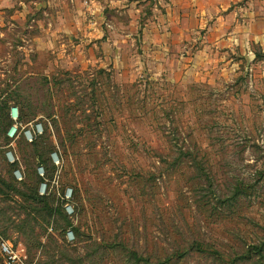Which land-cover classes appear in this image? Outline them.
Wrapping results in <instances>:
<instances>
[{
  "label": "rangeland",
  "instance_id": "rangeland-1",
  "mask_svg": "<svg viewBox=\"0 0 264 264\" xmlns=\"http://www.w3.org/2000/svg\"><path fill=\"white\" fill-rule=\"evenodd\" d=\"M36 1L0 0V238L16 264H264L258 45L249 55L221 45L213 63L145 45L149 28L180 29L189 0L81 5L76 15ZM247 2L200 10L204 25L189 16L188 33L202 37L233 11L241 24ZM10 109L43 129L11 147L20 182L4 158ZM40 166L48 194L35 203Z\"/></svg>",
  "mask_w": 264,
  "mask_h": 264
},
{
  "label": "crops",
  "instance_id": "crops-1",
  "mask_svg": "<svg viewBox=\"0 0 264 264\" xmlns=\"http://www.w3.org/2000/svg\"><path fill=\"white\" fill-rule=\"evenodd\" d=\"M124 0H53L57 5H62L64 9L67 8V14H77L78 9L82 6H87L93 11L94 8L101 4L107 5L120 4ZM193 1V6L190 11L182 13L178 16L180 29H170L162 27L163 29H147L144 33L146 36V44L151 47L152 50H158L159 53H164L168 56L171 52L186 53L189 56H184L185 61L191 63H213L216 59L217 52L222 49L221 45L227 44L228 47L233 46V50L238 44L239 48L243 49V53L252 54L250 45H258L261 52H264V0H248L244 6L240 16L242 18L241 24L235 21L234 16L236 11L230 12V14L215 16V21L205 35L202 37L196 35V33L189 34V21H193L190 17H195V26L204 25L206 18L200 17L201 12L217 13L216 8L227 10L231 3H235L239 0H189ZM16 2V1H14ZM38 2V0L36 1ZM49 3V1H47ZM23 2L20 1L19 4ZM43 3V0L41 1ZM13 0H3L2 5L4 8H11ZM91 5V6H90ZM70 6V7H69ZM217 6V7H216ZM76 9V10H75ZM74 17V16H73ZM200 17V18H198ZM208 19V17H207ZM200 41L196 47V43ZM195 47L194 50H191ZM226 47V45H225ZM236 49V48H235ZM191 53V54H190ZM186 57V58H185ZM189 63V62H188ZM196 65L189 66L194 68Z\"/></svg>",
  "mask_w": 264,
  "mask_h": 264
},
{
  "label": "built area",
  "instance_id": "built-area-1",
  "mask_svg": "<svg viewBox=\"0 0 264 264\" xmlns=\"http://www.w3.org/2000/svg\"><path fill=\"white\" fill-rule=\"evenodd\" d=\"M10 120L12 125L6 131V136L9 140V145L5 147L6 151L4 152V158L8 162L9 165H15L16 168L12 171V176L17 181H23L24 176L21 172V169L18 167L19 165V157L13 152L12 145L15 141L21 137L25 139L27 142L32 143L37 137L43 134L42 125L38 121L28 122L23 124L19 121V114L17 110L10 109ZM50 161L52 165L59 168L61 166L60 159L57 153L54 151L49 155ZM36 174L38 175L40 182L38 184V194L40 196H46L47 192V176L43 166L36 168ZM54 184H57V181H53ZM61 197L64 201L63 209L68 215H72L74 213L72 207V190L70 188L64 189L61 194ZM67 238L70 240L73 238L72 232L68 231L66 234ZM0 256L2 257L3 264H16L20 262L21 255H19L18 251L15 250L14 246L10 243L4 241L0 238Z\"/></svg>",
  "mask_w": 264,
  "mask_h": 264
},
{
  "label": "trees",
  "instance_id": "trees-1",
  "mask_svg": "<svg viewBox=\"0 0 264 264\" xmlns=\"http://www.w3.org/2000/svg\"><path fill=\"white\" fill-rule=\"evenodd\" d=\"M19 121H20L21 123H23L22 120H21V116H20V115H19ZM9 122H10V124L8 125V127H6L5 134H6V131L8 130V128L12 125L11 120H9ZM26 123H28V122H26ZM26 123H23V124H26ZM41 136H42V135H41ZM41 136H39V137H37L35 140H33V142H32L31 144L33 145L34 143H36V140H37L38 138H40ZM6 139L8 140L7 137H6ZM8 143H9V140H8ZM49 155H50V154H49ZM11 167H13L12 171L16 168L15 165H11ZM39 182H40V179H39ZM38 184H39V183H38ZM37 188H38V185H37V187H36L35 192H32L31 195L27 196V198H28L29 200H32V201L35 202V203L43 202V200H45V197H44V196H40V195L38 194ZM0 193H1V192H0ZM44 205H46V204H44ZM43 210L48 211V209H47L46 206L43 207Z\"/></svg>",
  "mask_w": 264,
  "mask_h": 264
}]
</instances>
